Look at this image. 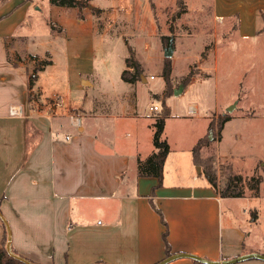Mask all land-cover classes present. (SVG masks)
I'll return each instance as SVG.
<instances>
[{
    "label": "crops",
    "instance_id": "0c3cea01",
    "mask_svg": "<svg viewBox=\"0 0 264 264\" xmlns=\"http://www.w3.org/2000/svg\"><path fill=\"white\" fill-rule=\"evenodd\" d=\"M199 1L210 4L217 19H236L242 40L256 39L264 25V0ZM5 17L0 18V28ZM9 35L0 30V211L10 224L17 254L36 264H156L166 258L165 226L153 200L167 223L172 254L212 261L264 255V246L250 241L248 233L251 226L260 225L261 216L254 212L257 218L252 216L245 226L236 221L235 201L246 197L223 198L209 184L194 163L198 142L179 156V166L178 157L172 163L173 173L166 170L174 152L170 147L162 185L154 176H140L138 162L156 151L154 123L161 114L149 121L147 115L142 120L132 114L133 103L131 113L125 103L118 114L102 112L108 108L104 101L85 100L79 109L55 94L45 99L41 76L46 65L38 68L31 89L29 78L32 64L46 55L22 56L16 42L8 43ZM81 84L93 86L85 78ZM11 107H20L22 115H11ZM190 107L199 116V106L190 104L189 112ZM71 115L83 117L84 122L76 127ZM109 119L114 121L102 123ZM3 238L0 220V248ZM169 264L195 261L182 258Z\"/></svg>",
    "mask_w": 264,
    "mask_h": 264
},
{
    "label": "rangeland",
    "instance_id": "374dc122",
    "mask_svg": "<svg viewBox=\"0 0 264 264\" xmlns=\"http://www.w3.org/2000/svg\"><path fill=\"white\" fill-rule=\"evenodd\" d=\"M87 1L90 6L80 12L50 0H0V16H6L0 30L10 34L8 43L16 42L22 56L26 52L46 55L33 67L38 69L52 60L41 76L45 99L55 94L79 109L85 100L104 101L108 108L102 112L118 114L125 103L131 113L133 103L132 114L142 120L147 115L149 121L167 109L162 139L174 150L166 167L169 173H173L177 157L179 166V156L184 157L198 140L206 138L208 145L201 156L214 157L219 188L233 175L242 177L240 188L246 199L235 201L236 221L249 225L257 211L260 225L251 226L248 233L250 241L264 246V180L256 190L249 189L252 178L264 179V25L257 38L248 41L238 37L236 19L215 18L210 4L199 0H184L185 12L177 0ZM81 13L84 19H80ZM163 36L173 41L174 53L168 59L174 91L184 90L183 79L189 74L188 85L195 82L185 93L180 89L176 95L166 96L162 71L169 45L163 43ZM130 47L147 82L142 79L133 85L122 79ZM83 78L93 86H82ZM190 104L199 106V116L189 112ZM153 105L161 111H151ZM232 105L235 108L229 112ZM223 119L228 123L221 130ZM80 120L84 122L83 117ZM12 139L15 143L18 135ZM256 191L259 196L251 198ZM72 221H77L76 213Z\"/></svg>",
    "mask_w": 264,
    "mask_h": 264
},
{
    "label": "trees",
    "instance_id": "16d2710c",
    "mask_svg": "<svg viewBox=\"0 0 264 264\" xmlns=\"http://www.w3.org/2000/svg\"><path fill=\"white\" fill-rule=\"evenodd\" d=\"M27 1V0H26ZM52 4L61 6V7H67V8H79L80 12L85 8L89 7L90 3L87 0H50ZM177 5L179 9L186 11L185 8V1L184 0H177ZM261 15L264 19V13L261 12ZM80 19H84L82 13L80 15ZM162 41L167 46L169 45L171 41V37L169 36H163ZM130 57L126 60L127 69L123 71L122 73V79L125 82L128 83H136L138 81L142 80V73H143V67L139 60L136 58L134 51L130 47ZM51 61H48L42 66H45L47 64H50ZM40 65V68H42ZM34 68L30 72V78H29V88L31 89L35 81L37 80V72ZM39 70V69H37ZM172 62L171 59H165L164 65H163V71L162 75L166 81L167 89H166V96H170L174 93V89L172 88ZM192 75L189 74L183 79L184 87H186L189 82L191 81ZM168 114L167 109L162 112L159 117H157L154 127V138L153 143L156 151L145 161H139L138 162V174L140 176H154L159 179L160 185H162L163 180V174H164V165L166 158L170 152V146L167 143V141L162 139L164 128H165V118ZM228 121V119L221 120L219 124V128L222 130L224 128L225 123ZM208 145V140L206 138L200 139L198 143L193 148V158L194 163L197 166L203 167V174L206 177L209 184L220 194L221 197H243L245 196V190L240 188V186L243 183V179L241 176H235L233 175L227 185L220 189L218 185V176L216 174V171L214 170V157H203L201 156L202 149ZM264 179L259 178H252V182L249 184V189L256 190L257 187L260 185V183ZM239 187V188H238ZM258 191V190H257ZM256 191L253 196L258 197L259 194ZM152 207L156 210V212L160 215L162 223L165 226V231L163 232V239L165 243V249H166V257H169L172 255V248L168 241V226L164 219L162 211L156 206L153 200H151ZM253 219L257 218L256 213H253ZM6 242H7V231L4 226V238L2 242V247L0 248V264H24L16 259H13L10 257L6 251ZM15 252V251H14ZM16 253V252H15ZM195 264H201L199 262L195 261Z\"/></svg>",
    "mask_w": 264,
    "mask_h": 264
},
{
    "label": "water",
    "instance_id": "95a60500",
    "mask_svg": "<svg viewBox=\"0 0 264 264\" xmlns=\"http://www.w3.org/2000/svg\"><path fill=\"white\" fill-rule=\"evenodd\" d=\"M174 53V48H173V41L171 40L168 49L165 51V58H172ZM143 80L145 81L146 79L143 77ZM181 91H183V87H180ZM180 89H176L174 91V94L176 95ZM235 108V105H232L231 107L228 108V111H232ZM0 220L4 224L6 231H7V242H6V251L10 257L13 259H16L24 264H36L29 259L17 254L14 252L13 247H12V231L10 224L6 217L3 215V213L0 211ZM182 258H187L191 259L193 261L199 262L201 264H236L240 262H245L248 260H260L264 262V255L260 253H250L246 255L239 256L235 259H230V260H223V261H212L209 259H206L204 257H200L197 255L193 254H188V253H174L169 257H166L165 259L161 260L160 262L156 264H169L173 261H176L178 259ZM104 264V263H102Z\"/></svg>",
    "mask_w": 264,
    "mask_h": 264
},
{
    "label": "built area",
    "instance_id": "2783aa9c",
    "mask_svg": "<svg viewBox=\"0 0 264 264\" xmlns=\"http://www.w3.org/2000/svg\"><path fill=\"white\" fill-rule=\"evenodd\" d=\"M153 78V77H152ZM150 110L151 111H156V112H160V107L158 105H153L150 107ZM197 109L195 107H190V112L191 113H196ZM10 114L13 115V116H20L22 115V110L20 107H11L10 109ZM71 119V122L73 125H75L76 127L80 126V118L78 117H75L74 115H71L70 117ZM69 138V137H67Z\"/></svg>",
    "mask_w": 264,
    "mask_h": 264
}]
</instances>
